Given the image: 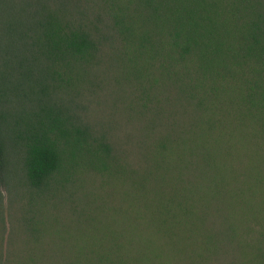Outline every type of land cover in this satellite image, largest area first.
I'll list each match as a JSON object with an SVG mask.
<instances>
[{"label":"trees","instance_id":"1","mask_svg":"<svg viewBox=\"0 0 264 264\" xmlns=\"http://www.w3.org/2000/svg\"><path fill=\"white\" fill-rule=\"evenodd\" d=\"M2 38L58 103L0 130V264H264V0H0Z\"/></svg>","mask_w":264,"mask_h":264},{"label":"rangeland","instance_id":"2","mask_svg":"<svg viewBox=\"0 0 264 264\" xmlns=\"http://www.w3.org/2000/svg\"><path fill=\"white\" fill-rule=\"evenodd\" d=\"M24 52L1 39L0 130L2 144L5 145L7 153L11 146L10 140L13 141L26 124L33 122L34 114L40 110L38 107L47 104L45 99H48L50 106L58 103L52 94L45 96L39 92L40 86L35 84L33 73L27 69L25 59L28 60L29 55ZM106 70H110L109 67ZM86 83L76 100L82 109H77L82 121L94 127L109 123L116 135L130 132V119L127 118L128 112L123 106L122 91L125 87L119 84L120 80L114 81L110 76L97 74L91 76ZM8 160L15 164L17 156H10ZM2 194L3 204L6 205L5 193Z\"/></svg>","mask_w":264,"mask_h":264}]
</instances>
